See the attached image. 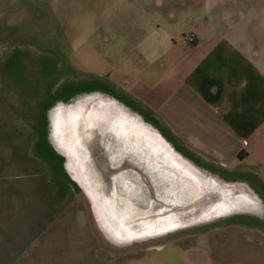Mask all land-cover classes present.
<instances>
[{"label":"rangeland","instance_id":"rangeland-1","mask_svg":"<svg viewBox=\"0 0 264 264\" xmlns=\"http://www.w3.org/2000/svg\"><path fill=\"white\" fill-rule=\"evenodd\" d=\"M212 3L216 9L240 7L230 0H0V264H264V234L222 211L199 218L189 212L168 228L141 235L109 230L94 180L110 188L112 171L100 166L95 150L114 143L86 113L107 108L111 116L113 107L89 103V110H81L84 119L73 123L78 113L63 115L68 124L60 119L57 136L49 119L58 96L93 77L103 37L126 53L150 37L144 35L148 25L167 27L163 17L169 14L177 17L172 33L181 32L185 18L178 13ZM259 3L264 8V0ZM115 60L106 58L104 65ZM138 120L143 133L165 149L167 163L153 153L149 166L141 158L142 167H130L133 185L150 203L159 199L168 210H192L191 197L202 188L198 171L172 151L157 119Z\"/></svg>","mask_w":264,"mask_h":264},{"label":"crops","instance_id":"crops-1","mask_svg":"<svg viewBox=\"0 0 264 264\" xmlns=\"http://www.w3.org/2000/svg\"><path fill=\"white\" fill-rule=\"evenodd\" d=\"M203 1L209 2L194 3ZM243 1L230 0L237 9L213 3L186 9L178 13L185 18L178 33L171 25L177 17L167 14V27L148 25L144 35L150 37L126 53L103 37L93 77L78 90L69 88L49 109L78 103L87 111L89 103L109 102L112 117L142 124L139 116L157 119L172 151L223 185L224 216L264 234V8L261 0ZM113 56L115 63L104 65ZM132 121L124 124L131 129Z\"/></svg>","mask_w":264,"mask_h":264},{"label":"bare ground","instance_id":"bare-ground-1","mask_svg":"<svg viewBox=\"0 0 264 264\" xmlns=\"http://www.w3.org/2000/svg\"><path fill=\"white\" fill-rule=\"evenodd\" d=\"M92 103H94L96 108L98 102ZM101 109L100 111L97 109L95 113H86V116L87 118H93V124L99 125L103 128L108 137L113 138L112 141L114 144L111 146V148H113L108 154V163L110 165L114 164L118 159V156L125 153L128 158L130 157L141 167L143 166L140 160L141 158L143 164L149 166V156L151 153L154 154V157L167 163V153L165 152V149H162V147L157 142L153 141L150 136L143 133L144 126H142L137 120L132 121L127 116L120 114L112 117L109 116L110 112L107 108L104 110L103 108ZM81 110L82 107L78 103L65 109L62 105L55 107V111H53L51 116L52 133L57 136L58 133L62 131L59 129L60 125L58 124L60 119H62L65 125L68 124L63 115L69 113L68 116L70 118L71 112H73L74 115L75 113H78L75 116H71L73 119H71L70 122L76 121L78 116L79 119H84ZM59 112H61L62 115ZM105 116H108L109 119L111 118V122L107 124H104L105 122H97L102 120L101 118H107ZM128 120L132 121L133 127H131V129L124 124L125 122L131 124ZM132 134L135 137H131ZM138 134H141V139L138 137ZM111 143V141L108 142V144ZM129 166L128 163L127 166L115 167L108 181V184H112V182L114 183L110 188L108 187L107 182H103L101 178L95 177L97 181L94 180V197L100 210V214L102 215V220L107 225L108 229L112 230L114 233L134 236L147 232L160 231L168 228L170 224L177 221L182 216H187V213L189 212L191 215L195 214L196 218L208 217L222 211L223 207H225L224 204H209L207 206L200 205L197 209L179 213L176 210H168L167 205H164L162 202L159 204L150 203L146 193L137 189L133 185V182H135L136 179L133 177L134 172ZM139 184H141L144 189L149 188L145 186L140 179ZM148 191V194H152L149 189ZM230 206H232V203H230Z\"/></svg>","mask_w":264,"mask_h":264},{"label":"water","instance_id":"water-1","mask_svg":"<svg viewBox=\"0 0 264 264\" xmlns=\"http://www.w3.org/2000/svg\"><path fill=\"white\" fill-rule=\"evenodd\" d=\"M113 148V147H112ZM110 144L105 145V150H103L102 146L97 145L96 147V154H98V157L101 159L100 161V166H106L105 168H109V171H114L116 166H127L129 163V168L130 167H134V166H138V163L136 164V162H134L130 157L128 158L125 154H122L121 156H118L117 160L114 162V166L115 167H110L113 165H110L108 163V154L111 152L110 150H112ZM98 158V159H99ZM128 158V159H127ZM140 168V165L138 166ZM198 171V175H199V183H201L202 188H198L197 190V194L194 196V194L191 197V200L189 203H192L193 205H196V207H194L193 209H197L200 205L203 206H207L209 204H221L222 201L224 200V188L223 185L221 183H219L218 181L215 183L213 182V176L207 175L206 173H204L202 170L197 169ZM108 172V171H107ZM140 173H144L143 171L140 170ZM209 181V182H208ZM150 193H152L153 191L151 190V187L148 186ZM150 195V194H149ZM152 197V194H151ZM195 201V202H194ZM156 203H161V201H159V199L156 200ZM188 204V203H186ZM184 204V205H186ZM182 205V204H181ZM179 208H183L184 206H181ZM177 211V210H176Z\"/></svg>","mask_w":264,"mask_h":264},{"label":"built area","instance_id":"built-area-1","mask_svg":"<svg viewBox=\"0 0 264 264\" xmlns=\"http://www.w3.org/2000/svg\"><path fill=\"white\" fill-rule=\"evenodd\" d=\"M186 38H187V40H188L189 42L192 41V39H193L192 35H187Z\"/></svg>","mask_w":264,"mask_h":264}]
</instances>
